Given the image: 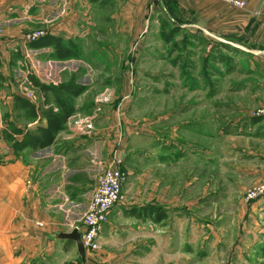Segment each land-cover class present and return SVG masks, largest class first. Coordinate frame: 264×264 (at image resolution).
I'll return each mask as SVG.
<instances>
[{
	"label": "rangeland",
	"instance_id": "rangeland-1",
	"mask_svg": "<svg viewBox=\"0 0 264 264\" xmlns=\"http://www.w3.org/2000/svg\"><path fill=\"white\" fill-rule=\"evenodd\" d=\"M124 5L99 2L85 36L62 37L75 43L73 58L57 59L52 47L35 48L22 36L30 56L19 52L17 120L48 125V115L67 105V136L111 139L110 159H121L127 175L133 171L128 182L140 174L121 203L159 196L171 185L165 195L175 208L162 220L161 250L127 252L135 241L126 246L119 234L112 245L88 251L85 263L66 264H264V192L248 198L264 186V90L251 87L264 83V74L250 72L259 68L253 57L232 45L193 35L165 13L126 17ZM43 30L35 25L30 32ZM42 128L16 131L23 139L14 147L45 148ZM127 145L137 158L152 161L161 149V157L176 161L128 168Z\"/></svg>",
	"mask_w": 264,
	"mask_h": 264
},
{
	"label": "crops",
	"instance_id": "crops-1",
	"mask_svg": "<svg viewBox=\"0 0 264 264\" xmlns=\"http://www.w3.org/2000/svg\"><path fill=\"white\" fill-rule=\"evenodd\" d=\"M114 1L0 0V28L4 33L0 38V264H66L72 258L81 259L76 244L59 238L58 234L71 231L87 210L97 185L98 170L108 167L114 143L96 135L69 137L62 129L54 142L43 149L32 151L26 144L21 150L14 147L23 139L16 131L28 133L38 125L47 127L44 119L38 124L28 118L21 123L17 120L19 52L26 59L30 56L22 36L35 25L45 28L50 35L80 40L88 32L87 19L92 16L94 5L99 2L112 5ZM121 1L125 2L124 16H137L145 21L149 10L158 15L165 13L193 35L209 36L248 53L253 57V66L259 67L250 72L264 74V0H244L247 3L244 8L223 0ZM130 4H136L138 11L134 9L130 13ZM251 87L262 91L264 83ZM28 102L22 98L24 105L32 107ZM5 131L12 137H6ZM123 153L128 168L152 161L173 166L176 161L171 153L168 154L171 157H161V149L159 155L155 152L152 161L146 154L142 159L130 154L128 145ZM128 171L124 194L132 188L135 190L140 180V174L135 172L133 184L128 182L134 177L133 171ZM154 186L153 193L156 187L163 186L162 181ZM141 187L138 186V194ZM164 190L162 187L159 196H126L111 212L101 244L112 245L120 234L126 246L135 241L127 252L136 250L143 254L161 250L163 222H156L143 207L160 206L170 214L175 208L174 201L167 199L165 193L170 192L171 185Z\"/></svg>",
	"mask_w": 264,
	"mask_h": 264
},
{
	"label": "built area",
	"instance_id": "built-area-1",
	"mask_svg": "<svg viewBox=\"0 0 264 264\" xmlns=\"http://www.w3.org/2000/svg\"><path fill=\"white\" fill-rule=\"evenodd\" d=\"M226 3L244 8L246 1L244 0H223ZM48 34L47 30L39 32H28L23 34L26 42H35ZM4 36L2 28H0V38ZM261 114H264V110ZM127 180V173L122 168V160L113 157L108 167L101 173L99 181L96 185L91 201L87 210L83 213L79 221L72 226L81 234V241L86 250L96 251L101 246V235L105 225L109 222L110 214L113 209L119 205L123 199V187ZM264 192V186L258 190L252 191L248 198L254 199L256 196Z\"/></svg>",
	"mask_w": 264,
	"mask_h": 264
},
{
	"label": "trees",
	"instance_id": "trees-1",
	"mask_svg": "<svg viewBox=\"0 0 264 264\" xmlns=\"http://www.w3.org/2000/svg\"><path fill=\"white\" fill-rule=\"evenodd\" d=\"M31 46L35 48L52 47L54 49L55 57L60 60L73 58L75 54V43L72 40H69L66 43L62 37H56L50 34H47V36L38 41L32 42ZM224 58L227 57H223V59ZM36 83L39 86L41 85L38 81H36ZM72 112L73 110L65 105L63 106V113H51L48 115V125L41 129V140L39 142L41 147L50 146L54 142L57 133L64 128V125L72 115ZM143 210L156 222H160L167 217L166 211L160 206L147 205L143 207Z\"/></svg>",
	"mask_w": 264,
	"mask_h": 264
},
{
	"label": "water",
	"instance_id": "water-1",
	"mask_svg": "<svg viewBox=\"0 0 264 264\" xmlns=\"http://www.w3.org/2000/svg\"><path fill=\"white\" fill-rule=\"evenodd\" d=\"M58 237L61 239L73 241L76 244L77 251L81 257L82 262H86L87 253L81 241V234L77 229H73L69 232H61L58 234Z\"/></svg>",
	"mask_w": 264,
	"mask_h": 264
}]
</instances>
